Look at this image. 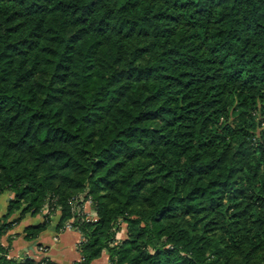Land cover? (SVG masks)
<instances>
[{"label":"trees","instance_id":"16d2710c","mask_svg":"<svg viewBox=\"0 0 264 264\" xmlns=\"http://www.w3.org/2000/svg\"><path fill=\"white\" fill-rule=\"evenodd\" d=\"M4 193L0 264H264V0H0Z\"/></svg>","mask_w":264,"mask_h":264},{"label":"crops","instance_id":"0c3cea01","mask_svg":"<svg viewBox=\"0 0 264 264\" xmlns=\"http://www.w3.org/2000/svg\"><path fill=\"white\" fill-rule=\"evenodd\" d=\"M0 196H5V199H0L2 200L0 201L1 219L6 213L7 201L12 198V195L4 193ZM11 217L9 220L16 219L18 215L15 218ZM42 221L43 214L36 216L26 214L1 238V243L10 247L9 257L15 260H23L27 257L38 260L43 256L49 258L55 264H72L77 261L79 259L77 245L80 240V234L75 231L67 230L58 234L55 231V226L51 225L40 233L35 241L24 240L25 228L40 224ZM39 249H44L43 251L45 252H38ZM107 261V254H102L99 259L94 260L91 264H107Z\"/></svg>","mask_w":264,"mask_h":264},{"label":"rangeland","instance_id":"374dc122","mask_svg":"<svg viewBox=\"0 0 264 264\" xmlns=\"http://www.w3.org/2000/svg\"><path fill=\"white\" fill-rule=\"evenodd\" d=\"M4 197H5V196H0V199H5ZM0 201H2V200H0ZM4 202H5V201H4ZM84 211L89 215V214L91 213V212H90V211H91L90 206H88V205L84 206ZM42 214L44 215V213H42ZM17 215H18V213H15V215L12 216L11 218H15ZM59 215H60V212H59V210H58L57 212L54 213V215H53L52 218H51V219H52V220H51V225H53V227L55 226V231H56V225H57L58 220H59V217H60ZM95 219H96V218H95V216H93V215H92V216H91V215L88 216V220H90V221H94ZM51 225H50V226H51ZM50 226H49V227H50ZM65 226H66V225H65ZM49 227H48V228H49ZM121 227H122L121 231L118 232L117 235H116V239H118V240H119V239L121 240V239L125 238V227H126V226H125V224H122ZM48 228H47V229H48ZM71 230H72V231H75V232H77V233H79V232H78L77 230H75L74 228H72ZM64 231H67V230H64V228H62L61 231H58V232L56 231V232L59 234V233H63ZM79 234H80V233H79ZM80 241H82L81 234H80V240H79V242H78V245H79ZM78 245H77V247H78ZM43 250H44V249H39L38 252H41V251H42V252H45V251H43ZM103 254H105V253H103ZM105 255H106V254H105ZM107 256H108V255H107ZM42 257H43V256H42ZM42 257H41V258H42ZM41 258H40V259H41ZM43 258H47V257H43ZM40 259H38V260H40ZM38 260H36V261H38ZM105 264H106V263H105ZM107 264H109L108 261H107Z\"/></svg>","mask_w":264,"mask_h":264},{"label":"built area","instance_id":"2783aa9c","mask_svg":"<svg viewBox=\"0 0 264 264\" xmlns=\"http://www.w3.org/2000/svg\"><path fill=\"white\" fill-rule=\"evenodd\" d=\"M71 229H72V226L70 223H67L66 226L64 227V230H71ZM78 260H80V258Z\"/></svg>","mask_w":264,"mask_h":264}]
</instances>
